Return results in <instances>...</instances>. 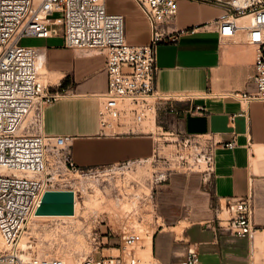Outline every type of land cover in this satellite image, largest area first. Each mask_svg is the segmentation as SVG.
<instances>
[{"label": "built area", "instance_id": "1", "mask_svg": "<svg viewBox=\"0 0 264 264\" xmlns=\"http://www.w3.org/2000/svg\"><path fill=\"white\" fill-rule=\"evenodd\" d=\"M150 26V39L141 46L127 43L124 15L107 10L108 0H0V237L8 247L0 252L3 264H65L53 252L21 257L19 243L35 215L43 194L58 190L70 173L98 174L112 167L150 165L154 171L147 187L155 188L172 172H198L209 184L214 167V148H227L212 135H187L167 128L163 111L175 112V103L193 101L195 93L161 92L155 87L157 48L175 41L178 0H133ZM221 7L224 12L214 24L219 37L232 38L256 47L254 94L233 93L245 102L264 103V0H196ZM244 17L247 19L240 20ZM61 30L63 44L78 53L95 51L105 57L107 89L94 95L98 101L99 134L105 136H154L153 153L117 165L80 168L72 158L70 135L43 131V112L67 92L48 86L38 69V50L20 45L22 38H47ZM200 110L199 106L190 108ZM246 117V112L239 113ZM147 123V124H146ZM150 125V126H149ZM74 193L75 191L72 190ZM152 200L151 194L148 195ZM152 205H153V201ZM216 224L205 226L233 236H264V226L252 219L251 197L219 208ZM147 237V235H145ZM145 236L122 225L114 253L85 256L78 264H143L136 247H144ZM107 241H101L105 245ZM98 247V246H97ZM185 264H200L195 243L189 244Z\"/></svg>", "mask_w": 264, "mask_h": 264}, {"label": "crops", "instance_id": "2", "mask_svg": "<svg viewBox=\"0 0 264 264\" xmlns=\"http://www.w3.org/2000/svg\"><path fill=\"white\" fill-rule=\"evenodd\" d=\"M116 2L113 13L124 15L127 43L146 44L150 26L135 1ZM178 2L175 28L179 33L175 41L157 48L155 87L161 92L199 96L176 102L172 113L160 105L158 114L166 118L167 128L187 135H212L222 143L234 141L235 146L230 149L218 144L214 148L209 184L198 172L176 171L157 186V228L151 255L156 264H185L188 245L195 243L200 264H264L262 234L239 237L204 225L216 224L219 208L249 196L252 219L264 226V103L232 96L255 93L256 47L219 37L213 22L223 14L221 7L199 1L211 12L184 19ZM31 39L47 85L67 92L45 107L43 131L72 136L70 148L78 167L112 166L152 156L154 136L99 134V104L94 95L105 92L108 83L102 53H78L65 47L61 30L47 38ZM194 106L200 110L191 111ZM244 111L246 117L239 114Z\"/></svg>", "mask_w": 264, "mask_h": 264}, {"label": "rangeland", "instance_id": "3", "mask_svg": "<svg viewBox=\"0 0 264 264\" xmlns=\"http://www.w3.org/2000/svg\"><path fill=\"white\" fill-rule=\"evenodd\" d=\"M116 3V0H109L107 10L115 12ZM202 5L199 1L179 0L181 18L189 19L192 16L211 12L209 7ZM33 42L31 38H22L19 41L20 45H32ZM38 69L45 77V71L39 63ZM152 167L148 164L125 168L112 167L89 176L70 173L67 182L61 183L57 188L75 191L76 216L67 220L33 219L29 221L30 223L28 222L21 243L27 240L25 247L27 248L28 242L32 239L34 245L31 255L40 256L43 253L53 252L65 259L67 264L69 262V264H78L87 255L114 253L115 251L110 247L119 242V232L124 224L143 236L147 235L148 239H152L157 228L155 222L157 186L151 191L147 187V181L151 179L154 171ZM150 194L152 200L148 197ZM151 201L154 202L153 205ZM33 224H35L34 228ZM147 237H144L146 241ZM101 241H107V243L99 246ZM1 242L0 252L5 253L8 247L2 239ZM144 247H136V255L143 264H156L152 255L144 256L142 250ZM72 259L79 262L72 263Z\"/></svg>", "mask_w": 264, "mask_h": 264}, {"label": "water", "instance_id": "4", "mask_svg": "<svg viewBox=\"0 0 264 264\" xmlns=\"http://www.w3.org/2000/svg\"><path fill=\"white\" fill-rule=\"evenodd\" d=\"M73 213L74 192L72 190L46 191L35 211L36 215H72Z\"/></svg>", "mask_w": 264, "mask_h": 264}, {"label": "bare ground", "instance_id": "5", "mask_svg": "<svg viewBox=\"0 0 264 264\" xmlns=\"http://www.w3.org/2000/svg\"><path fill=\"white\" fill-rule=\"evenodd\" d=\"M244 19H247V17H244V18H242V19H240V20H244ZM40 62V61H39ZM99 193V192H98ZM102 198V197H101ZM94 201V200H93ZM120 201V200H119ZM100 201H98V203H99ZM110 202V201H109ZM116 204V203H115ZM125 205V204H124ZM115 206V205H114ZM98 207V206H97ZM106 208V207H105ZM108 208V207H107ZM123 208V207H122ZM129 208V207H128ZM109 209H111V208H109ZM108 209V210H109ZM117 209V208H116ZM76 214H77V201H76V198H75V193H74V213L72 214V215H34L33 217H32V219L30 220V222L31 221H33V219H35V220H38V219H44V218H61V219H64V220H67V219H72V218H74L75 216H76ZM29 222V223H30ZM38 222V221H37ZM34 225L35 224H33V228H34ZM39 225V224H38ZM21 240H23V239H21ZM25 241V240H24ZM24 241H22V243H21V241H20V243H19V246L21 247V250L23 251L22 252V254H21V257L23 258V259H25V258H27L28 256H29V253H28V251H27V248H25L26 247V241L24 242ZM146 241V240H145ZM1 244H2V242H1V239H0V246H1ZM144 244H145V247H144V249H142L143 251H144V254H142V255H144V256H150L151 255V239L149 238L148 239V237H147V241H146V243L144 242ZM26 251H25V250ZM143 251H142V253H143ZM85 253V252H84ZM82 254V253H81ZM80 255V254H79ZM71 256V255H70ZM69 256V257H70ZM74 256V255H73ZM146 259V258H145ZM65 259H63V261H64ZM69 260H70V258L68 259V262H69ZM67 261V260H66ZM72 263L74 262V263H77V262H79L78 260H73L72 259V261H71ZM64 263L65 264H67L65 261H64ZM70 263V262H69ZM68 263V264H69Z\"/></svg>", "mask_w": 264, "mask_h": 264}]
</instances>
